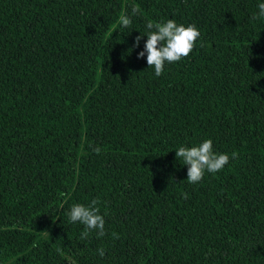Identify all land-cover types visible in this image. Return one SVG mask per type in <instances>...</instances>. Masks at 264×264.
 <instances>
[{
  "label": "trees",
  "instance_id": "16d2710c",
  "mask_svg": "<svg viewBox=\"0 0 264 264\" xmlns=\"http://www.w3.org/2000/svg\"><path fill=\"white\" fill-rule=\"evenodd\" d=\"M262 2L0 0V264H264ZM167 19L201 35L157 77L135 41ZM205 139L229 162L190 184Z\"/></svg>",
  "mask_w": 264,
  "mask_h": 264
},
{
  "label": "clouds",
  "instance_id": "9594fccd",
  "mask_svg": "<svg viewBox=\"0 0 264 264\" xmlns=\"http://www.w3.org/2000/svg\"><path fill=\"white\" fill-rule=\"evenodd\" d=\"M258 12L252 16L253 20L264 18V2L257 5ZM140 11L136 6L132 7V14ZM122 27H129L132 23L130 16L125 13L120 17ZM147 36L143 51L138 53V58L145 57L147 54L148 68H153L155 76L159 77L164 71L166 63H176L183 58L188 57L193 51L196 41L200 37V31L195 24H178L174 19H167L166 22L146 24V34L137 36L135 46H139L142 36ZM99 153L100 149H94ZM176 151V157L183 161L187 166V179L190 184L199 183L205 172L217 173L221 171L229 162V155L213 151V142L211 139H205L203 142L193 146H180ZM234 155V154H233ZM184 199L188 198L187 193H182ZM101 203L99 198L91 200L90 204L75 203L71 205L66 213L70 222H78L84 226L80 234L81 239H87L91 232L95 231L97 238H103L106 235L105 219L100 214ZM99 256L105 255V250L101 247L97 249Z\"/></svg>",
  "mask_w": 264,
  "mask_h": 264
}]
</instances>
